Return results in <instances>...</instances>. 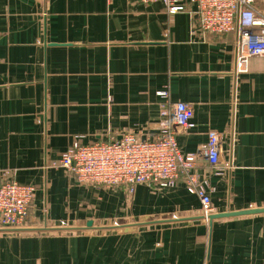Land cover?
I'll use <instances>...</instances> for the list:
<instances>
[{
	"label": "crops",
	"instance_id": "0c3cea01",
	"mask_svg": "<svg viewBox=\"0 0 264 264\" xmlns=\"http://www.w3.org/2000/svg\"><path fill=\"white\" fill-rule=\"evenodd\" d=\"M191 23L161 2L0 0V168L35 188L29 227L202 216L183 178L129 193L78 185L51 165L74 140L155 138L176 102L193 109L176 137L182 153H197L209 130L221 135L218 169H195L211 215L264 208V58L239 64L235 32L203 38ZM79 232H0V264H264V213L69 234Z\"/></svg>",
	"mask_w": 264,
	"mask_h": 264
},
{
	"label": "built area",
	"instance_id": "2783aa9c",
	"mask_svg": "<svg viewBox=\"0 0 264 264\" xmlns=\"http://www.w3.org/2000/svg\"><path fill=\"white\" fill-rule=\"evenodd\" d=\"M142 4L161 2L169 14L186 12L191 30L207 35L236 33V59L245 64L250 58H264V10L255 9L256 0H137ZM167 102L168 91L158 93ZM169 103V102H168ZM190 104L176 102L161 112L158 134L141 140L131 130L119 138L83 144L74 140L52 167L59 168L82 186L112 188L123 186L132 193L137 185L172 188L183 178L186 190L200 201L202 216L213 212L211 191L195 173L203 161L217 170L221 155V135L207 132V141L195 154L180 151L176 137L193 127ZM35 188L13 180V172L0 168V232L33 228L28 226ZM119 223L114 221L112 226ZM52 228V226L44 225ZM58 227L64 228L61 223Z\"/></svg>",
	"mask_w": 264,
	"mask_h": 264
},
{
	"label": "water",
	"instance_id": "95a60500",
	"mask_svg": "<svg viewBox=\"0 0 264 264\" xmlns=\"http://www.w3.org/2000/svg\"><path fill=\"white\" fill-rule=\"evenodd\" d=\"M260 213H264V208L262 209H250V210H246V211H241V212H226V213H222V214H213V215H209L207 217L205 216H197V217H193V218H184V219H174V218H170V219H163V220H147V218H142L140 219L139 223L135 224V223H127V224H117L115 226L112 227H96L93 225V223L91 221L87 222L86 225L82 228H49V227H43V228H28V229H23V230H17L14 232H18V233H30V232H60V231H85V230H110V229H122L124 232H128L131 230H134V228L138 225H149V224H153V223H168V222H178V221H182L185 219H207L209 224H211V222L215 219L218 218H222V217H230V216H240V215H253V214H260Z\"/></svg>",
	"mask_w": 264,
	"mask_h": 264
},
{
	"label": "rangeland",
	"instance_id": "374dc122",
	"mask_svg": "<svg viewBox=\"0 0 264 264\" xmlns=\"http://www.w3.org/2000/svg\"><path fill=\"white\" fill-rule=\"evenodd\" d=\"M136 222V221H135ZM135 222H124L125 224L127 223H135ZM124 223H120V224H124ZM96 227H102L103 225H95ZM72 236H87V237H91V238H100V236H102L104 234L103 230H97V231H87V232H79V233H69Z\"/></svg>",
	"mask_w": 264,
	"mask_h": 264
}]
</instances>
